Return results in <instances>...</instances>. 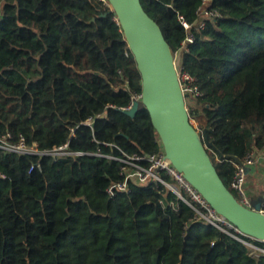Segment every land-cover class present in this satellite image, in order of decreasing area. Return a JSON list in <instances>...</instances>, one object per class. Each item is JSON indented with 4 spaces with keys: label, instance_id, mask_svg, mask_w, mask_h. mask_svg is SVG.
Listing matches in <instances>:
<instances>
[{
    "label": "trees",
    "instance_id": "1",
    "mask_svg": "<svg viewBox=\"0 0 264 264\" xmlns=\"http://www.w3.org/2000/svg\"><path fill=\"white\" fill-rule=\"evenodd\" d=\"M140 3L198 88L184 93L189 119L230 190L232 158L264 149V0ZM140 94L107 0H0V139L71 153L0 147V264H264L245 243L264 244L211 225L162 172L165 184L107 195L122 160L161 151L146 110L118 111Z\"/></svg>",
    "mask_w": 264,
    "mask_h": 264
},
{
    "label": "water",
    "instance_id": "2",
    "mask_svg": "<svg viewBox=\"0 0 264 264\" xmlns=\"http://www.w3.org/2000/svg\"><path fill=\"white\" fill-rule=\"evenodd\" d=\"M121 28L141 78V94L129 109L118 110L134 118L146 110L157 133L165 159L206 201L211 209L239 233L264 242V196L250 207L241 205L223 184L207 153L214 149L189 119L174 56L158 24L144 11L140 0H107ZM240 165L236 158H232Z\"/></svg>",
    "mask_w": 264,
    "mask_h": 264
},
{
    "label": "built area",
    "instance_id": "3",
    "mask_svg": "<svg viewBox=\"0 0 264 264\" xmlns=\"http://www.w3.org/2000/svg\"><path fill=\"white\" fill-rule=\"evenodd\" d=\"M205 15H213L205 13ZM185 29H188V25L186 23H182ZM203 23L201 24V26ZM188 42H192L191 37L187 38ZM179 81L184 93H192L194 96H197L198 88L196 86H192L191 83L193 79L184 73H179ZM140 96H135L132 98L130 105L124 109H129L134 100H139ZM91 119H88L85 124L89 125ZM193 124V122H192ZM71 137H74L72 133ZM9 138V137H8ZM0 143L2 144V148H5L11 152H16L22 155H37V156H49L54 160L60 157H64L67 155H71L68 152V145H62L56 148H53L50 151L40 152L37 148L36 144H32L31 146L25 145L23 139H21L16 144H9L6 140L0 139ZM262 160L264 163V149L262 151H252L250 152L244 159L242 164L235 165V173L232 178V182L230 183V190L234 193L236 200L243 205L244 207L249 208L250 202L246 197L245 193V180H246V170L251 167L256 160ZM122 166L119 169V175L122 178L121 181L112 184L107 188L106 193L109 197H114L117 193H127L130 190V183H139L144 184L149 181L152 183H161L165 184L160 177V173L165 174L169 180L170 184H165L166 187L174 193L179 199H182L181 194L185 193L188 195L191 200L197 203L202 209L205 210V215L203 218L208 221L214 227L221 229L222 231H226V229L231 230L233 234L241 235L239 231L233 227L230 223H228L224 218L217 215L211 207L206 203V201L193 189L190 184L183 178L182 174L179 173L170 163L169 160L165 159L164 152L161 147V151L158 154L149 156H131L126 157L121 161ZM145 162L147 166H141L140 163ZM33 168L30 169L32 171ZM264 204V203H263ZM224 227V228H222ZM235 238H237L235 236ZM264 244V242H259ZM246 246H249L256 250L257 253H264V250L257 248L256 246L245 243Z\"/></svg>",
    "mask_w": 264,
    "mask_h": 264
},
{
    "label": "crops",
    "instance_id": "4",
    "mask_svg": "<svg viewBox=\"0 0 264 264\" xmlns=\"http://www.w3.org/2000/svg\"><path fill=\"white\" fill-rule=\"evenodd\" d=\"M245 180L246 197L250 204L257 197L264 196V163L258 159L255 163L247 168Z\"/></svg>",
    "mask_w": 264,
    "mask_h": 264
},
{
    "label": "rangeland",
    "instance_id": "5",
    "mask_svg": "<svg viewBox=\"0 0 264 264\" xmlns=\"http://www.w3.org/2000/svg\"><path fill=\"white\" fill-rule=\"evenodd\" d=\"M178 60H179L178 59V54H176L174 56V64H175V68H176L177 71H178V63H179ZM186 99H187V97H186ZM193 125L195 126L194 123H193ZM212 157H213V161L216 162L217 161L216 157L215 156H212ZM244 188H245V184H244ZM247 248H248V250H249V252H250L251 255H256V256L258 255L255 249H253V248H251L249 246H247Z\"/></svg>",
    "mask_w": 264,
    "mask_h": 264
}]
</instances>
